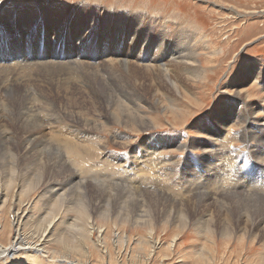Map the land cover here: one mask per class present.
<instances>
[{
	"label": "rangeland",
	"instance_id": "obj_1",
	"mask_svg": "<svg viewBox=\"0 0 264 264\" xmlns=\"http://www.w3.org/2000/svg\"><path fill=\"white\" fill-rule=\"evenodd\" d=\"M20 8L30 13L29 9H33L37 20L43 18L38 12L43 13L44 23L41 27L44 25L49 33L43 48H39V36L29 39L22 32L12 34L2 24L7 17H11L15 19L14 30H19L24 22L35 27L37 20H34V16L21 19L17 13ZM8 10L16 11L8 14ZM93 15L97 17L95 24L92 23ZM106 16L109 18L107 22ZM118 18L123 19L124 26L121 22L115 26ZM110 20H114L111 25ZM77 22L80 28L76 32L74 26ZM38 25L34 33L38 32ZM119 25L123 26L119 50L122 55L118 54L120 57L116 56L113 60L109 54L105 58L94 59L98 49L111 48L115 44L113 40ZM64 28L66 31H63ZM105 28L107 35L101 37L99 32L104 33ZM20 38L25 46L19 45ZM130 39H133L131 45ZM53 42L58 44L57 49L65 51L63 56L44 49L52 47ZM131 46V52H125ZM180 51L184 57L195 54L191 56L198 60L195 69L201 71L199 79L195 80L187 73L194 70L192 66L186 67L182 61L171 64L169 56ZM22 55L26 57L23 61L27 64L19 63L21 68H13L11 61ZM66 56L77 61L81 70L46 64L52 57L57 59L55 61H64ZM41 57L43 59H39ZM29 59L35 60L26 61ZM96 60H99L98 66L94 65ZM126 60L129 61L128 69L125 68ZM1 64L8 66L0 68V103L3 105L0 113H4L0 126L6 125L9 133L7 137L0 138V174L7 178L15 168L11 154L20 156L26 149L18 147L15 142L30 136L35 122L49 124L47 127L51 128V133L49 130L45 133L48 139L55 134L62 137L59 133L62 128H66L70 134L77 132V135L91 137L92 143L85 142L69 155L70 159L73 157L71 161H67L66 149L62 146L64 142L59 143L52 138L44 149L36 152L37 155H27L15 175L17 178L19 176L17 188L23 186L24 182L35 181L36 176L44 172L48 177H53L51 183L55 182L56 188H60L70 173L84 175L82 191L69 188L68 202L82 199L84 204L92 206L93 220L90 223L95 230L88 241V255L73 250L69 252L61 241L55 240L65 235L67 239L79 241L76 239L78 236L74 238V233L82 231L68 228L69 225H58L54 221L53 230L50 234L46 233L48 238L43 241L45 231L42 232V228L45 223L41 222L43 218L37 217H45L51 210L49 205L43 204L45 200L40 199L43 198L46 179L34 193L23 196L26 197L23 198L24 202L32 201L33 210L26 206L29 213L24 222L28 220L30 223L23 227L21 234L36 248L23 251L14 258L11 256L14 252L9 251L8 260L0 259V264H32L34 260L37 264H211V261L212 264H264V0H0ZM162 64H166V68L170 64L171 73L168 71L171 77L178 79L182 93L167 83ZM242 73H245L243 76L247 73L246 80ZM252 75H256L257 80L251 79ZM92 78H96V82ZM57 81L60 82L58 86ZM80 87L81 90H78ZM27 89H30V95L27 93L28 98L21 102H27L24 106L35 110L32 117L29 115L30 118L20 115L21 106H18V96L25 94ZM6 90L17 95L18 104L12 106V95L6 94ZM118 96L131 110L141 111V118L149 126L136 124L128 117L121 118L115 104ZM68 113L81 114L85 122H81V125L75 120L72 122ZM113 114H119L120 119L116 120ZM11 141L16 145L14 148L9 147ZM47 148L53 149V155ZM2 163L5 166L1 167ZM39 165L43 166L42 170ZM61 167L65 168L64 171ZM247 185L257 189L246 191ZM143 188L144 191L141 190ZM74 192H77L75 196ZM144 210L150 211L154 221L155 240L148 238L150 226L134 224L138 215H144ZM181 214L189 219L184 230H180ZM3 216L8 218V214ZM127 216L133 220H126ZM76 217V212L70 211L60 218L68 220L70 225L73 222L80 224ZM206 225L211 233L207 232ZM226 230L231 232L230 239L223 235ZM180 231L182 235L169 249L173 236ZM125 235L131 242L126 246L118 244L117 237L120 239ZM7 236L0 232V242L4 245L14 244V236L10 240Z\"/></svg>",
	"mask_w": 264,
	"mask_h": 264
},
{
	"label": "bare ground",
	"instance_id": "obj_2",
	"mask_svg": "<svg viewBox=\"0 0 264 264\" xmlns=\"http://www.w3.org/2000/svg\"><path fill=\"white\" fill-rule=\"evenodd\" d=\"M83 5H85V4H83ZM88 5V4H87ZM32 6V5H31ZM42 7V6H41ZM82 8V7H81ZM26 9H28V8H26ZM22 9L20 8L19 9V11L17 12L18 14H19V16L21 17V19H22V17H24V16H27V17H32V16H34V20H37V18H36V14H34L35 12L33 11V9H29L30 11H31V13L30 12H28V11H26V10H22ZM37 10H39V9H37ZM16 10H8L7 11V13L8 14H10V13H13V12H15ZM82 11V10H81ZM98 11H101V10H98ZM105 11V10H104ZM49 12H51V13H54V12H52V10H50ZM95 12V11H94ZM56 13H59L58 11L56 12ZM38 14H39V16H42L43 18H39L38 20H40V22L37 20V22H34V25L36 24V26L35 27H33L31 24L30 25H27V22H24L22 25H20L19 26V30H14V29H12V27H13V25H14V21H15V19L14 18H11V17H7V21L6 22H4V23H2L4 26H5V29H7L8 31H10L12 34H16V33H20V32H22L23 34H24V37H28L29 39L32 37V36H39L40 38H39V42H38V45H39V48H43V44H44V40H45V37H47L48 35H49V33H48V31L46 30V29H44V25H43V28L41 27L42 26V24L44 23V16H43V13L42 12H38ZM96 14V13H95ZM108 14H110V15H112V13H108ZM135 14H137V13H135ZM18 16V15H17ZM85 16V15H84ZM114 16H116V15H114ZM124 16V15H123ZM144 16V15H143ZM53 17V16H52ZM51 17V18H52ZM57 17V16H56ZM33 18V17H32ZM50 18V17H49ZM96 16L95 15H93V18H92V23L93 24H95L96 23ZM107 19H109L108 18V16H106V18H105V22H107ZM131 19V18H130ZM90 20V19H89ZM115 20V19H114ZM114 20H110V21H108V22H110V25H111V22H114ZM77 21V20H76ZM84 21V20H83ZM119 22H121L122 23V25L124 26L125 25V23L123 22V19L122 18H118L117 19V22H116V24H115V26H117L118 25V23ZM127 22V21H126ZM79 22H77L76 23V25L74 26V28H75V30H76V32L78 31V29L80 28L78 25ZM39 24V25H38ZM50 24V23H49ZM37 25H38V32L37 33H34V31H35V29H36V27H37ZM122 25H119L120 26V28H119V30H117L116 31V36H114V42H115V44L111 47V48H101V49H98L97 51H99V52H96L95 53V55H94V59H98V57H101V58H105L108 54L109 55H112V60L113 59H115V57L116 56H118V54L120 53L119 52V50H120V44L122 43L121 41H122V39H121V35H120V32H121V30H122V28H123V26ZM81 26V25H80ZM126 27V26H125ZM127 27H130V26H127ZM126 27V28H127ZM166 27V26H165ZM166 29V28H165ZM101 30V29H100ZM142 30V29H141ZM30 31V32H29ZM41 31V32H40ZM63 31H66V28H64L63 29ZM68 32H69V29L67 30ZM29 32V33H28ZM164 32V31H163ZM188 32V31H187ZM84 33V32H83ZM100 33V34H99ZM98 34L102 37V36H104V35H107V28H105L104 29V33H101V32H99ZM110 33V32H109ZM8 33H6V35H7ZM80 34H82V33H80ZM97 34V35H98ZM147 34V33H146ZM148 35H149V33H148ZM151 35V34H150ZM178 35V34H177ZM204 36V35H203ZM203 36H201V37H203ZM163 37V36H162ZM168 37H169V35H168ZM171 37V36H170ZM169 37V38H170ZM104 38V37H103ZM187 38V37H186ZM159 40V39H158ZM130 41H131V43L129 42V45H131L132 43H133V39H130ZM168 41V40H167ZM170 41V40H169ZM183 41V40H182ZM184 42V41H183ZM187 42V41H186ZM20 44H22V45H24V43H23V41H22V38H20V42H19V45ZM53 44L54 45H51L52 47H47V48H44V49H46L47 50V52H49V51H51L52 53H54V54H60L61 56H63V54H64V52L65 51H62V50H59V49H57L56 47H58V44H55V42H53ZM184 44V43H183ZM187 44V43H186ZM26 45V44H25ZM24 45V46H25ZM56 45V46H55ZM175 45V44H174ZM53 46H55V47H53ZM102 46V45H101ZM176 47V46H175ZM133 49V47L131 46V47H129V49H125V52H128L129 53V51L131 52V50ZM185 49H187V48H185ZM190 52V51H189ZM119 55H122V53L121 54H119ZM140 55V54H139ZM191 55H194L195 56V54H189V55H187V56H182V54H181V51L180 52H178L177 54H174V52H173V54H171L169 57H170V60L172 61V63L171 64H176L177 62H180V61H182V64H184L185 66L187 65V66H192L193 67V69L194 70H188L187 71V73H189L190 74V76H191V78H194L195 80L196 79H199V77L201 76V71H199V70H197L196 71V65L198 64L197 63V58L196 57H194V56H191ZM197 55V54H196ZM72 56V55H71ZM71 56H66V60H64V61H62V60H59V61H55V60H57L56 58H54V57H52V60H47V59H45V60H47L46 61V64H55V66L56 65H58V66H63L65 69L66 68H68L69 70H74V71H78V69H80L81 70V67H80V65L78 64V62L76 61H72L70 58H71ZM118 57H120V56H118ZM161 57H163V56H161ZM25 56L24 55H22V57H17V59L15 60V61H11L13 64H11V66L13 67V68H17V67H20L21 68V65L19 64V63H26V62H24L25 61ZM182 60H181V59ZM39 59H43V57H41V58H39ZM107 59H110V57L109 58H107ZM24 60V61H23ZM35 59H29V60H26V61H34ZM119 60V59H118ZM5 61V60H4ZM4 61H2L3 63H4ZM110 61V60H109ZM126 63V65H125V68L126 69H128V63L127 62H129L128 60H126L125 61ZM131 62V61H130ZM36 63H38V62H36ZM66 63H71V64H66ZM27 64V63H26ZM119 64V63H118ZM118 64H117V66H118ZM140 64V63H139ZM138 64V65H139ZM181 64V65H182ZM71 65H73V66H71ZM94 65H99V60L97 61H95L94 62ZM114 65V64H113ZM133 65V64H132ZM180 65V66H181ZM183 65V66H184ZM2 66H8V65H5V64H1L0 65V68L2 67ZM166 64H162V67L165 69L164 71H163V74L164 73H166V74H164V75H166L167 76V79H168V82L167 83H169L170 85H171V87L174 89V90H177L179 93L182 91V90H180L181 89V87L178 85V79H174L173 77H171V75H170V73H171V71L169 70V66H170V64H169V66H168V68H166ZM182 66V67H183ZM186 66V67H187ZM140 67H141V65H140ZM185 67V68H186ZM202 67V66H201ZM124 68V69H125ZM145 68V67H144ZM153 68V67H152ZM159 69V68H158ZM174 69V68H173ZM179 69V68H178ZM177 69V70H178ZM203 69V68H202ZM201 69V70H202ZM258 69V68H257ZM150 70V69H149ZM154 70V69H153ZM163 70V69H162ZM170 71V73H169V71ZM180 70V69H179ZM204 70V69H203ZM109 71H110V69H109ZM117 71V70H116ZM119 71V70H118ZM117 71V72H118ZM151 71V70H150ZM88 72V71H87ZM98 72H100L99 70H98ZM177 72H179V71H177ZM176 72V73H177ZM54 73V72H53ZM101 73V72H100ZM105 73V72H104ZM119 73H121L122 74V72H119ZM185 73V72H184ZM204 73V72H203ZM90 74V73H89ZM109 74V73H108ZM107 74V76L109 77V75ZM95 75V74H94ZM163 75V76H164ZM204 75V74H203ZM206 75V74H205ZM243 75H245V73H242V75L241 76H243ZM62 76V75H61ZM72 76H74V75H72ZM123 76V75H122ZM189 76V75H188ZM246 76H247V73H246ZM246 76H243V78L246 80ZM82 77V76H81ZM94 77V76H93ZM96 77V76H95ZM118 77V76H117ZM130 77V76H129ZM153 77H154V75H153ZM165 77V76H164ZM178 77V76H177ZM206 77V76H205ZM239 77V76H238ZM84 78V77H83ZM97 78H99V76L97 77ZM103 78H104V76H103ZM107 78V77H106ZM106 78H105V80L104 81H106ZM116 78V77H115ZM120 78V77H119ZM119 78H117V79H119ZM183 78H185V77H183ZM182 78V79H183ZM240 78V77H239ZM256 78V75H252L251 76V79H254V80H257V79H255ZM61 79V78H60ZM79 80H80V78H78ZM89 79V78H88ZM92 79H94V78H92ZM96 79V78H95ZM94 79V80H95ZM162 79H164V78H162ZM261 79V78H260ZM50 80H52L51 78H50ZM66 80V79H65ZM83 80V79H82ZM90 80V79H89ZM97 80V79H96ZM96 80H95V82H96ZM114 80V79H113ZM131 80V79H130ZM55 81V80H54ZM92 81V80H91ZM119 81H120V79H119ZM199 81V80H198ZM50 82V81H49ZM63 82V81H62ZM68 82V81H67ZM71 82V81H70ZM70 82H68V83H70ZM187 83H188V81H186ZM185 82V83H186ZM247 82H249V81H247ZM66 83V82H65ZM82 83V82H81ZM103 83V82H102ZM106 83V82H105ZM189 83H190V81H189ZM188 83V84H189ZM195 83V82H194ZM234 83V82H233ZM241 83H243V82H241ZM49 84V83H48ZM53 84V83H52ZM51 84V85H52ZM60 84V82L59 81H57V83H56V85L58 86ZM78 85L80 84V83H77ZM89 84V83H88ZM124 84V83H123ZM236 84H237V82H236ZM235 84V85H236ZM54 85V84H53ZM64 85V84H63ZM67 85V84H66ZM80 85H82V84H80ZM84 85V84H83ZM104 85V84H103ZM238 85V84H237ZM73 86V85H72ZM85 86V85H84ZM195 86V85H194ZM233 86V85H232ZM241 86V85H240ZM30 87V86H29ZM109 87V86H108ZM115 87V86H114ZM124 87H126V85H124ZM228 87H230V83H229V86ZM235 87V86H234ZM73 88V87H72ZM83 88V87H82ZM86 88H87V86H86ZM65 89V88H64ZM71 89V88H70ZM88 89H89V86H88ZM105 89V88H104ZM116 89H118V87L116 86ZM189 89V88H188ZM199 89V88H198ZM221 89V88H220ZM236 89H238V88H236ZM29 90L30 89H27L26 91V93L25 94H21V96H18V98H17V95H15V94H13V93H10V90L9 91H5V93L6 94H8V93H10V95H12V106L14 105H16V104H18V102L20 101V104L18 105V106H21L20 107V115H24V116H27V117H29V115L31 116V114L32 113H34L35 112V110H33V108H26L24 105H26L25 103H27V102H21V100H25V99H27L28 98V94H29ZM57 90H58V88H57ZM78 90H81V87L78 89ZM126 90V89H125ZM66 91V90H65ZM83 91V90H82ZM189 91V90H188ZM191 92H193L192 90H190ZM196 91H197V89H196ZM34 92V91H33ZM85 92H86V90H85ZM128 92V91H127ZM127 92H124V93H127ZM170 92H171V89H170ZM185 92V91H184ZM28 93V94H27ZM102 93V92H101ZM178 93V94H179ZM182 93V92H181ZM197 93V92H196ZM239 93H241L240 91H239ZM35 94V93H34ZM37 94V93H36ZM97 94V93H96ZM106 94V93H105ZM112 94H114V93H112ZM117 94H118V92H117ZM116 94V95H117ZM163 94V93H162ZM235 94V93H234ZM30 95V94H29ZM32 95H33V93H32ZM38 95V94H37ZM107 95V94H106ZM136 95V94H135ZM190 95V94H189ZM194 95V94H193ZM231 95V94H230ZM251 95V94H250ZM114 96V95H113ZM129 96V95H128ZM168 96H170V95H168ZM185 96V95H184ZM237 96V95H236ZM235 96V97H236ZM249 95H247L246 97H248ZM7 97V96H6ZM6 97H4V98H6ZM66 97V96H65ZM69 97V96H68ZM108 97V96H107ZM106 97V98H107ZM110 97V96H109ZM119 97V99L117 100V103H115L116 104V107H117V110L119 111V113H120V115H121V118H124V117H128V120L130 119V120H133L136 124H141V125H145V126H149V123H147L146 122V120L145 119H143V118H141V111H138V110H134V109H130V108H128V106L126 105V103L124 102V100L122 99V97H120V96H118ZM163 97V96H162ZM167 97V96H166ZM180 97V96H179ZM178 97V98H179ZM190 97V96H189ZM194 97H195V95H194ZM2 98V97H1ZM8 98V97H7ZM181 98V97H180ZM185 98H186V96H185ZM207 98V97H206ZM238 98V97H237ZM11 99V98H10ZM16 99H18V102H16ZM48 99V98H47ZM102 99V98H101ZM157 99H158V97H157ZM160 99V98H159ZM169 99V98H168ZM247 99V98H246ZM35 100V99H34ZM51 100V99H50ZM56 100V99H55ZM110 100V99H109ZM138 100V99H137ZM141 100V99H140ZM170 100V99H169ZM194 100H196V99H194ZM6 101V100H5ZM104 101V100H103ZM114 102H115V100H113ZM143 101H144V99H143ZM156 101V100H155ZM159 101V100H158ZM160 101H161V99H160ZM163 101V100H162ZM189 101V100H188ZM2 102V101H1ZM32 102V101H31ZM53 102H55L56 103V101H53ZM133 102V101H132ZM173 102V101H172ZM191 102V101H190ZM5 103V102H4ZM11 103V102H10ZM38 103V102H37ZM106 103V102H105ZM41 104V103H40ZM130 104V103H129ZM159 104V103H158ZM9 105V104H8ZM7 105V106H8ZM34 105V104H33ZM51 105V104H50ZM55 105V104H54ZM96 105V104H95ZM108 105V104H107ZM170 105V104H169ZM196 105V104H195ZM3 105L0 103V107H2ZM7 106H5V108L7 107ZM105 106V105H104ZM103 106V107H104ZM110 106H113V105H110ZM115 106V105H114ZM160 106V105H159ZM250 106V105H249ZM9 107V106H8ZM30 107V106H29ZM50 107V106H49ZM132 107V106H131ZM134 107V106H133ZM114 107H112V109H113ZM54 110V109H53ZM60 110V109H59ZM24 111H25V113H24ZM43 111V110H42ZM50 111V110H49ZM97 111V110H96ZM96 111H94V112H96ZM107 111H109V110H107ZM116 111V110H115ZM54 112V111H53ZM98 112V111H97ZM17 113V112H16ZM37 113V112H36ZM61 113V112H60ZM117 113V112H116ZM51 114V113H50ZM53 114V113H52ZM66 114V113H65ZM105 114V113H104ZM107 114V113H106ZM105 114V115H106ZM174 114V113H173ZM17 115V114H16ZM38 115V114H37ZM44 115V114H43ZM55 115V114H54ZM81 115V114H80ZM80 115H74L73 113H68V116L72 119V122L75 120L77 123L78 122H80V125H81V122L82 123H84L85 121H82L83 120V118L80 116ZM110 115V114H109ZM184 115V114H183ZM56 116H58V115H56ZM65 116H67V115H65ZM98 116V115H97ZM104 116V115H103ZM108 116V115H107ZM4 117V113H0V123H1V119ZM26 117V118H27ZM32 117V116H31ZM68 117V118H69ZM105 117V116H104ZM109 117V116H108ZM113 117L117 120V119H120L119 118V114H113ZM6 118V117H5ZM9 119H10V117H8ZM25 118V119H26ZM30 118V117H29ZM36 118V117H35ZM42 118V117H41ZM56 118V117H55ZM184 118V117H183ZM13 119V118H12ZM28 119V118H27ZM59 119H60V117H59ZM71 119H70V121H71ZM125 119V118H124ZM185 119V118H184ZM17 120V119H16ZM19 120V119H18ZM46 120H47V118H46ZM46 120H44V121H46ZM68 120V119H67ZM151 120V119H150ZM24 121H27V120H24ZM31 121V120H30ZM33 121V120H32ZM38 121V120H37ZM64 121V120H63ZM69 121V122H70ZM88 121V120H87ZM115 121V120H114ZM16 122V121H15ZM90 122V121H89ZM124 122H125V120H124ZM154 122V121H153ZM26 123V122H25ZM121 123V122H120ZM126 123V122H125ZM124 123V124H125ZM28 123H26V125H27ZM54 124V123H53ZM58 124V123H57ZM73 124V123H72ZM75 124V123H74ZM33 125V124H32ZM49 124H44V122L43 121H40V122H35V129L32 131V133H31V135L30 136H28V137H23L24 139L23 140H19L17 143L15 142V144L18 146V147H22V148H26L25 149V152H22L21 153V155L19 156L18 154L17 155H15V154H11V157H10V159L12 158V160H14V162H13V165L12 166H15V168H13V170H12V172H7L8 173V175H7V178H4V177H2V173L0 174V232L1 233H3L5 236L6 235H8L7 236V238H8V240H10V237L13 235L14 236V240H13V242H14V244H11V245H4L3 243H1L0 242V259H3V260H5V261H7L8 260V258L10 257V252L9 251H13L14 252V254L13 255H11L13 258H14V256L15 255H17V254H20V253H23V251H31V250H33V248L35 247L34 245H32V243H28V241H26V237L24 236V235H22L21 234V232H22V230H23V227L25 228V225H27V226H29L28 224L30 223L28 220L26 221V222H24V220L27 218V213H29V209H31V211L33 210L32 208H33V206L31 205V203H32V201H30V203L29 202H24V200H23V196L24 195H28V194H31V193H34V191H36L37 190V188L42 184V183H44L45 182V180L47 179L48 181H47V183L43 186V190H42V196H43V198H40L41 200L42 199H44L45 200V202L43 203L44 205H49L48 207L51 209L50 210V212L45 216V217H41L40 215L37 217V219H40V218H43V220H41V222H43V230H42V232H44L45 231V234L43 235L44 237H43V241L44 240H46V238H48V234H50V232L53 230V229H51L52 228V226H54L55 224H54V221H56V223L58 224V225H61L62 224V226H63V224H65V225H69L68 226V228H74L75 230H77L76 228H78V230H80V232L82 231V233H79L78 231V233H74V238L75 237H77L76 239H78L79 241H73L72 239L73 238H71V239H67V237L65 236V235H61V236H59V237H57V238H55V240H57V241H61L62 243H63V245H64V248L66 249V250H68L69 252H72V250L73 251H76V252H78V253H81V254H84V255H88L89 254V243H88V241H90L91 239H90V235L91 234H93L92 232L95 230L94 229V227L91 225V223H90V220L93 218L92 217V212H93V210H91V207H89V205L88 204H84V202H83V200L82 199H80V200H78V202L75 200H71V201H73V202H68L69 200V198H68V196H67V194L69 193V188H72L73 189V191H74V188H76L77 190H81L82 189V187L85 185V184H82V179H83V182H84V175H83V177H82V174L81 173H79V174H73V173H70L69 174V176H67V177H65V181L64 182H62L61 183V185H60V188H56V185H54V183L55 182H53V183H51V180L53 179V177H48V175H47V173L46 172H44V173H42V174H38L37 176L36 175H34V176H36L37 178L35 179V181H32V182H28V183H23V186H21V187H18L17 188V183H18V178H19V176H18V178H17V175H15L16 174V171H18L17 169L18 168H20V166L21 165H23V163L25 162V160L24 159H26V156L27 155H31V154H36V152H40V150H42V149H44L45 147H46V145H48L49 143H47V142H49V141H51L50 139H52V138H55V140L57 141V142H59L60 143V141H62V142H64V144L65 145H62L66 150H65V155H67V161H71V159L73 158H69L70 156V154L71 153H73V152H76L78 149H80L79 147H82V144H85V142L87 143H92V141H90V138L91 137H86L85 135L84 136H80V135H77L76 133L77 132H74V133H69L68 132V130L66 129V128H62L61 130H59L60 132V134L62 135V137H60V135H58V136H56V134H55V136L54 135H52V137H50V139H48L47 138V135L45 134L46 133V131L47 130H49V132H50V130H51V128H48L49 126H48ZM123 125V124H122ZM155 125V124H154ZM158 125V124H157ZM48 126V127H47ZM87 126V125H86ZM96 126V125H95ZM128 126V125H127ZM131 126V125H130ZM135 126H137V125H135ZM51 127V126H50ZM92 127V125L90 126V128ZM28 128V127H27ZM30 128H32V127H30ZM88 128V127H87ZM100 128V127H99ZM201 128V127H200ZM20 128H18V130H19ZM33 129V128H32ZM54 129V128H53ZM58 129V128H57ZM95 129H96V127H95ZM129 129V128H128ZM131 129H133V128H131ZM130 129V130H131ZM139 129V128H138ZM137 129V130H138ZM198 129V128H197ZM13 130V129H12ZM17 130V131H18ZM91 130H93V129H91ZM55 131H56V129H55ZM58 131V130H57ZM133 131V130H132ZM138 131H140V130H138ZM142 132V131H141ZM8 133H9V131H8V128L6 127V125H2V126H0V138L2 137L3 138V136H5V137H7V135H8ZM51 133V132H50ZM197 133H198V131H197ZM53 134V133H52ZM86 134V133H85ZM10 135H11V133H10ZM13 137H16V136H13ZM10 138H12V135H11V137ZM79 140L78 142L76 141V140ZM86 139V140H85ZM160 139V138H159ZM1 140V139H0ZM7 140V139H6ZM84 140V141H83ZM126 141V140H125ZM125 141H123V142H125ZM127 142V141H126ZM8 143H10V141H8ZM7 143V144H8ZM4 144V143H3ZM11 144H12V141H11ZM52 144V143H51ZM16 145H14V144H12L11 146H9V147H11V148H14L13 146H16ZM56 145V144H55ZM59 145V144H58ZM61 146V145H60ZM104 146V145H103ZM153 146V145H152ZM155 146V145H154ZM6 147V146H5ZM49 147H50V145H49ZM61 149V148H60ZM82 149H84V148H82ZM46 150H50V149H46ZM101 150H103V149H101ZM100 150V151H101ZM9 151V150H8ZM51 152L53 151V149L52 150H50ZM50 151H49V153H50ZM61 151V150H60ZM80 151V150H79ZM3 152V151H2ZM10 152V151H9ZM38 152V153H39ZM56 152V151H55ZM87 152H88V150H87ZM93 153H94V149H93V151H92ZM91 152V153H92ZM44 153H46V152H44ZM43 153V154H44ZM59 153V152H58ZM62 153H63V151H62ZM79 154V153H78ZM95 154V153H94ZM37 155V154H36ZM51 155V154H50ZM49 155V156H50ZM52 155H53V152H52ZM75 155V154H74ZM88 155V154H87ZM92 155V154H91ZM90 155V156H91ZM59 156V155H58ZM63 156V155H62ZM80 156L82 157V155L80 154ZM8 157H9V154H8ZM53 157V156H52ZM51 157V158H52ZM76 157H79V155H77ZM35 158H36V156H35ZM48 157H46V159H47ZM55 158V157H54ZM83 158V157H82ZM90 158V157H89ZM41 159V158H40ZM57 159V158H56ZM70 159V160H69ZM11 160V161H12ZM48 160V159H47ZM46 160V161H47ZM10 161V160H9ZM10 161V162H11ZM59 161V160H58ZM66 161V162H67ZM6 162V161H5ZM55 162H56V160H55ZM65 162V161H64ZM51 163V162H50ZM57 163V162H56ZM70 163H72V162H70ZM74 163V162H73ZM27 164V163H26ZM29 164H30V162H29ZM48 164V163H47ZM53 164V163H52ZM3 163H2V166L1 167H3ZM5 166V165H4ZM11 166V165H10ZM11 166V167H12ZM25 166V165H24ZM33 166V165H32ZM40 166V165H39ZM44 166H45V164H44ZM60 166V165H59ZM67 166H69V164L67 165ZM73 166H75V165H73ZM72 166V167H73ZM7 167V166H6ZM10 167V168H11ZM41 167V170H42V168H43V166H40ZM80 167V166H79ZM10 168H9V170H10ZM62 168V171H64V167H61ZM2 169V168H1ZM26 169V168H25ZM37 169H38V167H37ZM40 169V168H39ZM53 169V168H52ZM55 169H56V165H55ZM21 170V169H20ZM57 170V169H56ZM87 170H88V168H87ZM11 171V170H10ZM59 171V170H58ZM61 171V172H62ZM85 171V170H84ZM25 172V171H24ZM41 172V171H40ZM81 172H82V170H81ZM20 172H18V174H19ZM50 173L51 174H53V171L51 170L50 171ZM65 173V172H64ZM20 174H24V173H20ZM26 174H27V172H26ZM81 174V175H80ZM84 174V173H83ZM5 175V174H4ZM59 175V174H58ZM51 176V175H50ZM65 176V175H64ZM6 177V176H5ZM48 177V178H47ZM58 177V176H57ZM107 177V176H106ZM86 178V177H85ZM109 178V177H108ZM34 179V178H33ZM93 179H95V178H93ZM103 179V178H102ZM88 180V179H87ZM101 180V179H100ZM105 180V179H104ZM53 181V180H52ZM55 181V180H54ZM86 181V180H85ZM95 181V180H94ZM113 181V180H112ZM223 181V180H222ZM88 182H90V180L88 181ZM87 182V183H88ZM169 183V182H168ZM104 184V183H103ZM92 185V184H91ZM105 185V184H104ZM110 185V184H109ZM126 185V184H125ZM138 185V184H137ZM58 186V185H57ZM112 186V185H111ZM141 186V185H140ZM169 186V185H168ZM176 186V185H175ZM205 186H206V184H205ZM205 186H202L203 187V189L205 188ZM62 187V188H61ZM86 187H88V186H86ZM110 187V186H109ZM115 187V186H114ZM123 187V186H122ZM137 187V186H136ZM177 187V186H176ZM201 187V186H200ZM199 187V188H200ZM90 188V187H89ZM106 188V187H105ZM130 187H128V189H129ZM138 188H139V186H138ZM169 188V187H168ZM170 188H172V187H170ZM198 188V187H197ZM84 189V188H83ZM96 189V188H95ZM111 189V188H110ZM137 189V188H136ZM202 189V190H203ZM208 189V188H207ZM257 189V187H254L253 185H250V186H248L247 185V187L244 189V190H246V191H253V190H256ZM21 190V191H20ZM39 190V189H38ZM105 190V189H104ZM103 190V191H104ZM129 190H132V189H129ZM141 190H143L144 191V188L143 189H141ZM184 190V189H183ZM212 190V189H211ZM82 191V190H81ZM93 191V190H92ZM99 191V190H98ZM106 191V190H105ZM104 191V192H105ZM135 191V190H134ZM190 191V190H189ZM209 191V190H208ZM19 192V193H18ZM79 192V191H78ZM109 192V191H108ZM112 192V191H111ZM114 192H115V190H114ZM141 192V191H140ZM188 192V191H187ZM194 192V191H193ZM75 193H77V192H74V196H75ZM90 193V192H89ZM88 193V194H89ZM97 193V192H96ZM127 193V192H126ZM133 193V192H132ZM147 193V192H146ZM190 193V192H189ZM220 193V192H219ZM228 193V192H227ZM19 194H20V196H19ZM85 194H86V192H85ZM110 194V193H109ZM113 194V193H112ZM111 194V195H112ZM139 194V193H138ZM138 194H136V196L138 195ZM158 194H160V193H158ZM180 194V193H179ZM183 194V193H182ZM186 195L188 194V193H185ZM184 194V195H185ZM192 194V193H191ZM73 195V194H72ZM92 195V194H91ZM97 195V194H96ZM110 195V196H111ZM124 195V194H123ZM134 195V194H133ZM178 195V194H177ZM213 195V194H212ZM109 196V197H110ZM163 196V195H162ZM38 197H39V195H38ZM71 197V196H70ZM83 197V196H82ZM99 197V196H98ZM127 197V196H126ZM139 197V196H138ZM252 197V196H251ZM26 198V197H25ZM24 198V199H25ZM67 198V199H66ZM72 198V197H71ZM70 198V199H71ZM76 198V197H75ZM89 198V197H88ZM137 198V197H136ZM210 198V197H209ZM214 198V197H213ZM153 199V198H152ZM169 199V198H168ZM171 199V198H170ZM190 199H192V198H190ZM240 199H242L243 200V198H240ZM114 200V202H115V199H113ZM154 200V199H153ZM247 200V199H246ZM253 200V199H252ZM28 201V200H27ZM90 201V200H89ZM97 201V200H96ZM122 201V200H121ZM133 201V200H132ZM219 201H220V199H219ZM218 201V202H219ZM225 201V200H224ZM143 202V201H142ZM154 202V201H153ZM204 202V201H203ZM256 202V201H255ZM261 202H263V201H261ZM25 203V204H24ZM122 203V202H121ZM128 203V202H127ZM176 203V202H175ZM113 204V203H112ZM191 204V203H190ZM199 204V203H198ZM248 204V203H247ZM254 204H256V203H254ZM114 205V204H113ZM124 205V204H123ZM126 205V204H125ZM129 205V204H128ZM143 205H145V204H143ZM26 206H28V208L26 207ZM127 206V205H126ZM125 206V207H126ZM246 206V205H245ZM47 207V206H46ZM46 207H44V208H46ZM144 207V206H143ZM199 207V206H198ZM95 208V207H94ZM205 208V207H204ZM215 208V207H214ZM5 209H7V210H5ZM146 209H148V208H146ZM202 209V208H201ZM247 209V208H246ZM97 211L99 210V209H96ZM127 210H129V209H127ZM132 210H134V209H132ZM231 210V209H230ZM260 210V209H259ZM70 211H75L76 212V214H77V217H76V220L77 221H79V223L80 224H76V222H73V223H71V225L68 223V220H66V219H63V218H60L62 215H64L65 213H69ZM95 211V210H94ZM123 211V210H122ZM136 211V210H135ZM145 211V213H143L144 215H138L136 218H138V219H136V223H134L135 225L137 224V226L138 225H147V226H150V231H149V233H148V238H150V240H153L154 239V235H155V232H154V227H153V222L154 221H152V216H151V213H150V211L148 212V211H146V210H144ZM186 212V211H185ZM184 212V213H185ZM189 212V211H188ZM209 212V211H208ZM211 212V211H210ZM241 212V211H240ZM134 213V212H133ZM132 213V214H133ZM216 213V212H215ZM229 213V212H228ZM239 213V212H238ZM3 214H8V218H6L5 216H3ZM110 214V213H109ZM113 214V213H112ZM130 214V213H129ZM148 214H149V216H148ZM205 214V213H204ZM208 214V213H207ZM231 214V213H230ZM247 214V213H246ZM249 214V213H248ZM254 214V213H253ZM206 215V214H205ZM245 215V214H244ZM258 215V214H257ZM256 215V216H257ZM108 216V215H107ZM112 216H114V215H112ZM120 216V215H119ZM181 217H180V220H181V226H180V230H184L185 229V227L189 224V219H187V216H184L183 214H181L180 215ZM217 216V215H216ZM226 216V215H225ZM224 216V217H225ZM31 217V216H30ZM118 217V216H117ZM121 218V217H120ZM123 218V217H122ZM135 218V217H134ZM239 218V217H238ZM203 219H205V218H203ZM58 220H61V221H59L58 222ZM93 220V219H92ZM126 220H129V221H131V220H133L132 218H130V216H127L126 217ZM206 220V219H205ZM1 221H3V223H1ZM111 221V220H110ZM120 221V220H119ZM141 221V222H140ZM166 221V220H165ZM168 221V220H167ZM192 221V220H191ZM214 221V220H213ZM243 221V220H242ZM247 221H249V220H247ZM34 222V221H33ZM227 222V221H226ZM130 223V222H129ZM172 223V222H171ZM171 223H170V225H171ZM247 223V222H246ZM249 223H251V221L249 222ZM114 224V223H113ZM169 224V223H168ZM193 224H195V223H193ZM41 225V224H40ZM227 225H229V224H227ZM254 225V224H253ZM262 225V224H261ZM38 226V225H37ZM80 226V227H79ZM108 226V225H107ZM263 226H264V224H263ZM204 227V226H203ZM36 228V227H35ZM107 228V227H106ZM206 230H207V232H209V233H211V230H210V227L209 226H207L206 225ZM244 228V227H243ZM264 228V227H263ZM51 229V230H50ZM98 229H102L101 227H98ZM97 229V230H98ZM110 229V228H109ZM108 229V230H109ZM196 229V228H195ZM200 229V228H199ZM230 229V228H229ZM245 229V228H244ZM260 229H262V228H260ZM70 230H72V229H70ZM96 230V231H97ZM178 230V229H177ZM201 230V229H200ZM240 230V229H239ZM247 229H245V231H246ZM63 231V230H62ZM160 231V230H159ZM203 231V230H202ZM262 231V230H261ZM98 232V231H97ZM101 232V231H100ZM181 232V231H180ZM178 233V234H173L174 236H173V241L171 242V245L169 246V249H171L172 247H174L175 246V242L180 238L179 236L180 235H182V232L181 233ZM239 232V231H238ZM46 233H48V234H46ZM70 233V232H69ZM120 233V232H119ZM175 233V232H174ZM214 233V232H213ZM243 233V232H242ZM246 233H247V231H246ZM249 233V232H248ZM263 234H264V232H262ZM41 234V233H40ZM114 234V233H113ZM204 234V233H203ZM60 235V234H59ZM70 235V234H69ZM116 235V234H115ZM207 235V234H206ZM205 235V236H206ZM212 235V234H211ZM223 235H225V236H227L229 239L231 238V232L229 231V230H226L225 232H224V234ZM256 235V234H255ZM71 236V235H70ZM109 236H110V234H109ZM144 236H145V234H144ZM73 237V236H72ZM207 238V237H206ZM75 239V240H76ZM117 239H118V244H122V245H127L129 242H131L130 241V238H128V236L127 235H125V236H123V237H121L120 239L117 237ZM214 239V238H213ZM31 240H33V239H31ZM35 240V239H34ZM40 240H42V239H40ZM54 240V241H55ZM136 240V239H135ZM147 240V239H146ZM155 240V239H154ZM249 240V239H248ZM115 241V240H114ZM213 241V240H212ZM41 242V241H40ZM77 242H78V244H77ZM100 242V241H99ZM113 244H115V242H113V241H111ZM133 242V241H132ZM158 242V241H157ZM210 242V241H209ZM37 243V242H36ZM101 243H103V241L101 242ZM105 243V242H104ZM117 243V242H116ZM141 243V242H140ZM139 243V244H140ZM145 243H148L147 241L145 242ZM43 244V243H42ZM117 244V245H118ZM150 244V243H149ZM16 245V246H15ZM37 245H38V243H37ZM102 245H104V244H102ZM130 245V244H129ZM141 245V244H140ZM144 246V245H143ZM148 246V245H147ZM212 246V245H211ZM210 246V247H211ZM97 247H98V245H97ZM130 247V246H129ZM138 247H139V245H138ZM142 247V246H141ZM204 247H205V245H204ZM214 247V246H213ZM36 248V247H35ZM114 248V247H113ZM56 249V248H55ZM110 249V248H109ZM109 249H108V252H110L109 251ZM122 249V248H121ZM124 249V248H123ZM122 249V250H123ZM210 249V248H209ZM37 250V249H36ZM106 250V249H105ZM130 250V249H129ZM138 250V249H137ZM147 250V249H146ZM149 250V249H148ZM152 250V249H151ZM213 250V249H212ZM226 250V249H225ZM35 251V250H34ZM33 251V252H34ZM210 251H211V249H210ZM40 252V251H39ZM45 252V251H44ZM106 252V251H105ZM133 252H134V250H133ZM139 252V251H138ZM143 251L141 250V253H142ZM170 252V251H169ZM202 252V251H201ZM207 252V251H206ZM35 253V252H34ZM65 253H67V252H65ZM77 253V254H78ZM120 253H121V251H120ZM152 253V252H151ZM38 254V253H37ZM111 254V253H110ZM132 254V253H131ZM149 254V253H148ZM201 254V253H200ZM199 254V255H200ZM39 255V254H38ZM44 255V254H43ZM56 255V254H55ZM83 255V256H84ZM152 255V254H151ZM202 255V254H201ZM209 255V254H208ZM60 256V255H59ZM69 256V255H68ZM105 256V255H104ZM107 256H110V255H107ZM204 256V255H203ZM213 256H214V253H213ZM19 257V256H18ZM36 257V256H35ZM63 257H65V256H63ZM95 257V256H94ZM202 256H200L199 258H201ZM134 258V257H133ZM12 259V258H11ZM62 259V258H61ZM64 259V258H63ZM90 259V258H89ZM129 259V258H128ZM202 259V258H201ZM210 259V258H209ZM209 259H208V261H209ZM68 260V259H67ZM13 261V260H12ZM207 261V262H208ZM59 262V261H58ZM78 262V261H77ZM8 263V262H7ZM25 263V262H24ZM32 264H37L36 263V260H34L33 262H32ZM81 264V263H80ZM83 264V263H82ZM211 264H212V261H211Z\"/></svg>",
	"mask_w": 264,
	"mask_h": 264
}]
</instances>
